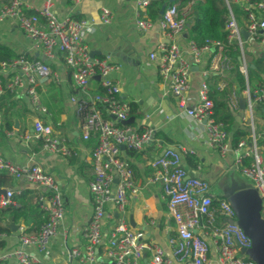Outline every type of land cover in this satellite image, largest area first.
I'll return each mask as SVG.
<instances>
[{
	"label": "built area",
	"instance_id": "obj_1",
	"mask_svg": "<svg viewBox=\"0 0 264 264\" xmlns=\"http://www.w3.org/2000/svg\"><path fill=\"white\" fill-rule=\"evenodd\" d=\"M79 1L74 0L75 3ZM195 1L189 0L186 5H181L182 0H171L172 3L166 5L158 22L169 43L152 51L150 57L157 61L159 74L169 83V92L179 99L180 107L198 122H206L208 142L222 155L233 149L237 153L235 164L258 190L264 217V154L256 133V108L264 102V83L255 89L249 85L244 89V118L251 127L250 143L241 139L233 147L229 142L224 123L214 116V101L209 96L206 81L201 86L197 103L188 107L185 95L190 87L193 65L201 63L205 53L214 48L210 67L205 73L216 72L225 77L231 68L229 45L236 42L243 49L241 25L229 0L227 42L208 39L205 44L199 45L191 40L188 50L182 48L178 37L185 28ZM235 2L240 6V15L250 36L264 45V0ZM149 3L150 0L138 1L136 25L140 29H150L155 25V21L146 15ZM8 18L15 19L21 30L41 48L44 59H29L20 55L2 61L0 98L5 93L16 94L21 89L25 90L30 108L35 113V137L40 140L43 150L64 156L73 153L66 137L55 132L52 124L42 117L48 108L42 101L39 78L60 81L58 73L47 61L57 52L63 54L71 71L72 86L80 93L71 98L78 111L84 106L80 98L84 97L87 102L80 120V131L83 139L94 141L90 158L93 177L89 183L92 214L82 233L84 247L73 248L72 256L85 264H144V252L148 249L152 264H258L244 250L251 246V239L236 222L232 203L228 198L216 195L208 180L189 174L183 165L188 150L182 145L164 148L152 161L155 171L148 178V182L160 181L163 185L168 212L174 222V233L169 238L171 255L159 244L149 241L145 230L131 227L127 207L130 197L138 193L141 186L125 151L143 149L153 139L155 128L139 130L135 124L123 123L132 116V106L131 102L121 98L120 85L112 77V72L119 69L120 64L113 62L109 56H92L84 37L88 27L86 20L60 17L54 8V0H45L34 12L29 11L23 0H0V21ZM112 20V9L103 7L101 21L108 24ZM240 59V70L247 75L248 62L243 50ZM96 76H99L103 92L89 91L90 81ZM233 95L230 102L237 107V98ZM246 159L249 161L246 162ZM2 171L18 181L31 183L46 191L41 196L46 200L43 203L44 220L37 231L20 234L15 248H0V264H36L27 247L35 246L46 252L56 237L66 210L61 186L57 178L36 161L20 164L0 154ZM15 192L7 189L0 199V206L11 203ZM110 203L115 205L116 212L108 207ZM105 220L111 223L107 231ZM207 239L213 242V248Z\"/></svg>",
	"mask_w": 264,
	"mask_h": 264
},
{
	"label": "crops",
	"instance_id": "obj_2",
	"mask_svg": "<svg viewBox=\"0 0 264 264\" xmlns=\"http://www.w3.org/2000/svg\"><path fill=\"white\" fill-rule=\"evenodd\" d=\"M23 1L29 10H37L45 0ZM138 1L80 0L79 3H75L74 0H54V8L60 17L72 16L86 20L88 27L84 37L93 52L92 56H109L113 62L120 64V68L112 72V77L120 85L121 98L137 105L140 115L135 117L134 124L142 129L155 128L153 139L143 149L133 154L125 151L134 169L136 180L141 186L140 191L130 197L127 217L131 227L145 230L149 241L159 244L167 254L171 255L172 246L169 238L174 233V222L168 212L163 185L160 181L148 182V178L155 171L151 163L164 148L179 145L186 147L188 153L183 158V165L190 175L208 180L212 191L218 196L227 198L233 190H241L249 186L251 181L246 179L237 168L235 164L237 153L234 149L222 155L207 140L206 122H198L190 117L187 110L180 107L179 99L169 92V83L161 78L157 61L150 57L152 51L169 43V39L160 28L158 22L160 18L150 29L137 27ZM186 4L187 2L184 5ZM103 7H109L113 11V20L108 24L101 21ZM237 16L241 30L246 29L241 15L237 14ZM242 37L243 49L238 45L241 52L244 51L248 66H251L254 58L264 57V45L250 34L248 37L242 34ZM191 40L188 31L184 28L178 37L179 45L188 50ZM0 45L10 47L14 52L13 57L23 55L29 59H44L41 48L21 30L15 19L8 18L0 21ZM214 51L215 49L212 48L205 53L201 63L193 65L190 87L185 95L188 107L197 103L199 91L207 76L212 73L217 74L216 72L205 73L210 67ZM240 56L241 53L239 59ZM47 61L52 70L58 73L60 81L39 78L42 101L48 108V112L42 117L52 124L55 132L66 137L68 145L73 150L72 155L64 156L41 148V142L35 137L33 129L35 113L30 108L29 98L24 89L11 94V98L1 101L3 106H0V154L20 164L38 162L47 172L57 178L63 192L66 205L65 215L48 250L42 252L35 246L27 247L35 257L36 264H85L78 257L72 256L71 250L75 247H84L82 233L92 214L89 183L93 177L90 158L94 141L85 140L81 136V117L77 104L71 99L72 95H80V93L72 86L71 71L65 63L63 54L57 52L52 59ZM220 78L221 87L227 81L233 82L234 80L230 69L225 77L220 76ZM233 85L238 106H232L237 110L236 116L241 114L240 120L236 119L235 128L247 125L251 131L250 125L244 118L246 107L241 111L239 102L240 97L246 101V94L244 91H239L237 84ZM100 88L99 77L92 78L89 91L95 92ZM13 101L16 104L11 110L19 113L13 117V128L7 129L3 125V113ZM11 131L14 134H10ZM256 133L258 140L264 137V117L260 116L257 110ZM228 134L229 142L233 147L236 146L232 138L233 130H230ZM258 144L264 154V143L261 144L258 141ZM248 161L249 159H246V162ZM0 173L7 175L6 182L0 187L13 189L17 194L23 193L25 200L37 201L41 211L40 218L44 220L43 203H46V200L41 199V196L46 193L45 189L28 182L18 181L7 172ZM238 174L245 179L240 178ZM1 179L3 177H0ZM4 196L5 194H2L0 199ZM11 204L18 203L12 201ZM108 207L116 212L115 205L112 203ZM37 219L39 216L33 214L27 220L21 218L18 221L8 216L6 224L9 226L14 222L17 224V229L14 231L9 226L10 233L0 234V238L6 241V246L3 248H15L24 229L37 231L40 227L37 225ZM110 224L109 220H105L106 231ZM207 240L213 248V242L210 239ZM151 260V251L147 249L144 252L143 263L152 264Z\"/></svg>",
	"mask_w": 264,
	"mask_h": 264
},
{
	"label": "trees",
	"instance_id": "obj_3",
	"mask_svg": "<svg viewBox=\"0 0 264 264\" xmlns=\"http://www.w3.org/2000/svg\"><path fill=\"white\" fill-rule=\"evenodd\" d=\"M189 0H182L181 5H184ZM233 10L237 13H241V9L238 3L235 0H229ZM172 3L171 0H150V3L146 10V15L152 20H158L160 15V10L163 5H168ZM30 12H34V10H29ZM229 14V7L227 0H196L193 4V10L188 15L185 29L188 31L190 39L197 42L199 45H203L206 43L208 39L212 40H220L227 42L228 30L226 28L227 25V16ZM229 54L231 56V68L230 73L233 74L234 80L233 82L227 81V83L221 87L219 85V81L221 80L219 74H210L206 78V82L208 85V93L210 98L214 101V116L217 121L223 122L226 130L229 132L233 130V143L236 145L241 139H246L250 141V128L247 125H243L241 127L235 128L236 123V115L235 110L230 102L231 94L234 93V85L237 84L240 92L246 89L247 85L250 86L251 89L262 85L264 83V57H256L253 60L254 67L248 66V73L245 75L240 70V59L239 55L241 53L240 46L238 43H233L229 45ZM14 56L13 50L6 46L0 45V63L2 61L8 60ZM95 92H103L102 87ZM92 92V93H95ZM11 98L12 95L9 93L3 94L0 98V106L1 101L3 99ZM84 97L80 98L81 103L84 105L81 111L78 113L80 117L83 115L86 107ZM84 101V102H83ZM16 102H11V105L7 107L3 113V125L7 129L13 128V117L17 115L18 111H13L12 106H15ZM5 105V104H4ZM132 106V116H139V112L137 111V105L131 102ZM260 116L264 117V102L258 105L257 109ZM134 124V122H132ZM258 126V131H259ZM142 130V128H139ZM261 144L264 143V137H260L258 140ZM130 153H135L134 150H129ZM6 174L0 173V177L3 179L0 180V185H3L6 180ZM12 201H16L18 204H7L5 206H0V234L1 233H10L11 228L6 224V219L8 216L12 217L14 220L18 221L21 218L25 220L29 219V216L33 214L34 216H39L37 219V225H40L43 220L41 217V211L39 209L38 202H32V199L25 200L24 194L14 193L12 196ZM30 229H24L23 233H32ZM6 246V241L0 238V248Z\"/></svg>",
	"mask_w": 264,
	"mask_h": 264
},
{
	"label": "water",
	"instance_id": "obj_4",
	"mask_svg": "<svg viewBox=\"0 0 264 264\" xmlns=\"http://www.w3.org/2000/svg\"><path fill=\"white\" fill-rule=\"evenodd\" d=\"M165 7L166 5L162 6L160 15L164 12ZM241 32L244 37L249 36V32L246 29H242ZM251 67H254V64H251ZM239 102L241 111H243L246 107V101L243 97H240ZM240 118L241 114H238L236 119L240 120ZM134 119V116H130L123 123H132ZM122 148H125V146L122 145ZM6 192V188L0 187V197ZM227 198L236 211V222L251 239V246L244 249L245 252L256 260L258 264H264V217L262 215V198L258 190L250 184L241 190H233L228 194ZM9 226L16 231L17 224L12 222Z\"/></svg>",
	"mask_w": 264,
	"mask_h": 264
},
{
	"label": "rangeland",
	"instance_id": "obj_5",
	"mask_svg": "<svg viewBox=\"0 0 264 264\" xmlns=\"http://www.w3.org/2000/svg\"><path fill=\"white\" fill-rule=\"evenodd\" d=\"M248 46H249V45H247V47H248ZM238 176H239L240 178H242V179H245V178H246L245 176H244L245 178L242 177L240 174H238ZM246 179H247V178H246ZM220 195H221V194H220Z\"/></svg>",
	"mask_w": 264,
	"mask_h": 264
}]
</instances>
